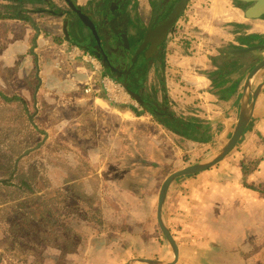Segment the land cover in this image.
<instances>
[{
    "label": "crops",
    "instance_id": "1",
    "mask_svg": "<svg viewBox=\"0 0 264 264\" xmlns=\"http://www.w3.org/2000/svg\"><path fill=\"white\" fill-rule=\"evenodd\" d=\"M109 4L123 15L128 11V0ZM214 4L191 16L200 35L181 34L168 49V66L162 68L164 96L171 99L173 112L180 115L177 107L183 105L186 115L193 112L206 120V142L177 135L175 125L142 113L128 94L114 101L104 90L105 77L115 80L105 65L69 59L74 48H87L67 31L68 20L61 31L42 29L33 20L54 24V11L24 15L28 20H0V91L12 100L0 102L13 114L7 113L8 127L41 137L34 145L43 158L46 174L41 177L50 180L46 192L67 196L62 210L72 238L51 248L66 249L61 264H172L173 248L158 223L164 183L175 173L217 158L252 106V119L235 151L208 171L175 179L162 217L179 250L174 264H238L256 257L255 249L264 250V66L257 67L264 58L262 53L245 54L249 63L258 65L219 100L210 92L209 77L218 51L204 39L218 35L213 23L249 25L243 34L249 39L255 32L264 35V20H248L239 6L225 9L223 0ZM144 35L134 39L141 43ZM127 43L133 50L132 42ZM245 61L236 66L249 69ZM47 251L27 260L40 257L57 264L63 258L61 252Z\"/></svg>",
    "mask_w": 264,
    "mask_h": 264
},
{
    "label": "rangeland",
    "instance_id": "2",
    "mask_svg": "<svg viewBox=\"0 0 264 264\" xmlns=\"http://www.w3.org/2000/svg\"><path fill=\"white\" fill-rule=\"evenodd\" d=\"M58 1V0H56ZM176 0H136L135 3H133V0H130V4L128 5V12L123 15V12H116V9L112 8L110 4L107 2H101L100 0H75V5L77 8L82 9L84 12H90V14H95L99 16H103L104 18L102 21L98 19H95V24L102 28V33L101 36L98 35V38H100L101 43L100 47H102V50L104 51L101 53L99 50V45L94 41L95 38H93V34L90 30H88L84 24L82 23L81 19L76 17L72 10L69 8V6L65 3H59V5L53 4L52 10L55 13H57V18L55 19L54 24H47L46 22L40 21L38 18H33L35 20V23L37 25V22L42 29H47L52 26L53 29H56L61 31L64 29V23L65 19L68 20V25H67V31L71 34L74 35V39L77 41L80 40L82 43H85L83 47L84 49H90L92 53L98 55V60L100 64L104 67V63L101 62L103 60L104 55L108 58V60L114 64V65H120L122 61L125 60L126 54H128V51L124 49V44L121 42L119 37L114 33L113 30V22L117 23V27L124 31L128 37V32L130 35V39L128 40L129 42H132V45L134 47L133 52L130 51L131 53H134L135 50L139 47L140 41L138 39L135 40V36H139L141 34H145L147 27L150 22L154 21V15L157 14L158 12V18H156V22L159 21V18L162 17L173 5V3ZM216 0H191L186 12L180 19L179 23L176 25L174 28V31L170 34L167 43L164 47V50L161 53L160 57V62H162L163 67L161 68H166L168 66L167 64V54H168V49L172 47V45L175 43V40L183 33L185 32H191L192 34L198 36L200 35V32L196 28L193 27V24L191 22V16L194 15V13L199 14H204L206 10L210 9L211 4H214ZM225 1V4L227 2L228 5H225V9L227 6L230 7V5H235L239 6L241 8H245L242 4L235 2L234 0H223ZM39 4V2H37ZM215 6V4H214ZM41 7V9H46L48 6L46 5H41L38 6ZM49 9V8H48ZM131 11V12H130ZM67 12L68 14L63 15V13ZM68 15V16H66ZM34 16V17H38ZM59 16V17H58ZM97 21V22H96ZM219 22V21H218ZM155 23V22H154ZM110 25V26H109ZM215 26L213 29H218L216 37H208L207 35L204 36V39L207 40V45L209 47H212L213 49L218 51V56L214 58H221L223 54H225L227 51L228 52H233L235 49L238 50H243V49H248V48H253V47H264L259 45V43L264 42V38H261V40L258 42L257 39L258 35L262 36L260 33H253L251 35L250 39L245 37L244 31L248 28L249 25H244L243 27H239L238 25L235 24H225V25H220L213 23ZM78 29H80V33H78ZM87 31H85V30ZM197 31V32H195ZM250 31V30H249ZM197 33V34H196ZM83 34H86L83 36ZM89 34V36H88ZM246 34V33H245ZM235 36L236 39H231L230 36ZM76 37V38H75ZM79 37L80 39H78ZM95 37V36H94ZM223 37H225L223 39ZM88 38L87 41H91L90 43H86V39ZM136 42V43H135ZM257 44V45H256ZM82 45V44H81ZM83 46V45H82ZM130 46V45H129ZM251 46V47H250ZM237 47V48H236ZM98 48V50H97ZM131 48V47H130ZM87 49L85 52L87 53ZM260 50V49H258ZM256 50V51H258ZM129 52V53H130ZM133 55V54H132ZM130 54V56H132ZM261 58H264V53H262ZM94 58V57H93ZM97 59V58H95ZM251 59L249 57H246V64L249 63ZM264 61V60H263ZM261 61V63L263 62ZM156 62V61H155ZM154 62V65L157 63ZM241 62V61H240ZM259 63V64H261ZM214 62L212 61V65ZM153 65V67H154ZM257 66V65H256ZM152 67V69H153ZM257 68V67H256ZM104 69V68H103ZM151 69V71H152ZM150 71V72H151ZM161 72L162 75V70L158 71V73H153L151 75L153 78L157 74ZM107 75H111L109 71H106ZM150 76V75H149ZM147 83V82H146ZM146 85L144 87L145 94L147 95L148 99L157 105L159 109L163 108L160 105V101L163 100L164 96V89L159 88V90L155 91L154 89L151 90V98L146 91ZM165 92L168 93L167 90ZM172 105V104H171ZM181 105V104H180ZM173 107V106H172ZM179 112H182L184 115L189 113L186 109H184V106L181 105V107H177ZM197 109V108H196ZM162 110V109H161ZM8 113V112H7ZM7 113H6V108L3 106V104L0 102V142L4 143V148L5 150L11 154L13 160L10 163V166L14 169V173L18 170V168H23L25 171H28L29 169H36L37 171L40 172V175L45 176V172L43 170V158L42 154L40 155L37 153L36 145H34L35 141L39 142L41 140V137L34 136L33 133H29L27 131H19L17 129H9L8 127V120H7ZM9 114V113H8ZM192 114H194L192 112ZM10 116L13 115L12 113L9 114ZM13 117V116H12ZM18 116H16L17 122H18ZM18 124V123H15ZM33 134V135H31ZM39 138V139H38ZM25 144H28L26 146ZM239 144V143H238ZM238 146V145H237ZM3 148V149H4ZM225 148V147H224ZM223 148V149H224ZM237 148V147H236ZM223 149L219 152L222 153ZM32 150V154L28 155L26 152ZM235 151V150H234ZM233 151V152H234ZM232 152V153H233ZM231 153V154H232ZM26 154V155H25ZM206 154V152H205ZM28 155V156H27ZM221 156V154H219ZM218 155V157H219ZM217 157V158H218ZM215 158V159H217ZM213 158V160H215ZM212 160V161H213ZM209 163V162H207ZM200 165V164H198ZM44 179V177H43ZM46 179V178H45ZM43 180L44 182H41L38 186V189H42L44 192L46 189H49L50 186V180L46 179ZM1 202V199H0ZM2 206L0 205V264H51L48 260L41 259L40 255L37 257L39 259H32V260H27L26 262H17L16 260L12 259L11 256H9V253L7 252V249L2 248V236H1V231L6 233L9 227L7 226L8 224L4 220V214L1 211ZM70 234V233H69ZM71 235V234H70ZM76 241V240H75ZM54 247H49L46 246L44 249L40 247V251L42 254H45L46 249L48 250L47 252H61L59 257L62 256L63 258L61 261L57 264H61L65 262L66 255L65 252L66 250H60V249H51ZM77 250V249H76ZM257 253V256L254 257L252 256L249 260H244L243 262L241 260H238V264H264V250L255 249V254ZM261 253V258L258 259V254ZM254 253H251V255ZM35 255H31L30 257H34ZM238 257L236 256V259ZM89 261V260H87ZM234 263L236 260H232ZM88 263V262H87ZM237 263V262H236Z\"/></svg>",
    "mask_w": 264,
    "mask_h": 264
},
{
    "label": "trees",
    "instance_id": "3",
    "mask_svg": "<svg viewBox=\"0 0 264 264\" xmlns=\"http://www.w3.org/2000/svg\"><path fill=\"white\" fill-rule=\"evenodd\" d=\"M43 4L48 6L47 12L52 10L53 3L49 0H0V20H28L24 15L45 11L38 7ZM258 38H260L257 39L259 42L261 38H264V35H258ZM259 45L264 47V42ZM87 53L98 58V55L92 53L90 49L87 50ZM257 53H264V48L247 55L252 57ZM247 55H234L227 51L221 58L213 59L214 68L209 74L212 81L210 92L219 100L224 99L228 93L238 87L247 71L256 66L252 61L249 63V69L246 66H236V62L246 58ZM159 59L146 83L145 89L150 98L152 89L157 91L159 88L164 89L165 87L161 72L157 74V77L151 76L162 70L163 65ZM0 100L6 103L12 101L1 91ZM171 104L168 95H165L160 101V105L164 108L163 119L175 125L172 131L189 140L206 142L208 122L194 114L182 116L183 113L180 112V115H177L173 112L174 108ZM188 110L191 111L192 108H188ZM3 148L4 143L0 142V205L9 229L6 233L1 231V243L2 248L7 249L12 259L17 262H25L31 255H42L40 247L44 249L46 246L51 247L56 243L63 246L68 239L72 238L66 233L65 223L68 221V216L62 210L68 200L66 194L46 192L47 189L44 192L42 189H38L44 179L36 169L25 171L19 167L14 173V169L10 166L13 158ZM141 165L145 166L146 163ZM71 246L72 244H69L68 249Z\"/></svg>",
    "mask_w": 264,
    "mask_h": 264
},
{
    "label": "water",
    "instance_id": "4",
    "mask_svg": "<svg viewBox=\"0 0 264 264\" xmlns=\"http://www.w3.org/2000/svg\"><path fill=\"white\" fill-rule=\"evenodd\" d=\"M234 1L240 4L250 5V7L248 6V9H246L245 11V17L248 20H259L264 16V0ZM66 2L70 6L72 12L81 18V21L84 26L88 30L93 32L94 36L97 38V31H100V29L95 26L93 17L87 14L86 12L82 11L81 9H78L75 5V2H72L71 0H66ZM190 2L191 0H176L170 10L167 12V14L164 15V17L159 20L157 24H151L143 39L141 40V43L138 49L136 50L134 56H130V46L127 43V35L121 33V31H118L121 29L116 27V22L113 23L114 33L117 34L119 39L124 42V48L128 51V54H126L125 60L122 61L120 65L112 64L106 56H104L103 63L107 68V71H109L112 77L122 85V87L130 96V98L136 101L138 105H140L141 112L144 114L153 115L155 117L163 116L162 110L159 109L156 104L152 103L148 99L147 95L145 94L144 87L146 85L150 71L154 65V62L158 59L161 51L165 46L166 41L168 40L170 34L174 31V28L186 12ZM98 42L100 44L99 39ZM100 48L102 49V47ZM261 48L262 47H251L248 49L236 50L234 52H231V54L245 55L250 54ZM260 65L264 66V61L257 67H259ZM254 104L255 103H253V105ZM252 114L253 106L252 111H250L249 114L246 113L241 119L233 137L229 141L228 145L225 146L219 158L206 164L186 168L185 170H182L170 176L164 183L160 193L158 204V223L163 235L173 248L175 258L172 264L178 261L179 250L162 217L164 210V202L170 185L177 178L208 171L212 167L224 161L226 157L229 156L236 149L238 143L241 141L244 133L246 132V129L250 124ZM134 262H141L144 264H162L150 260H139Z\"/></svg>",
    "mask_w": 264,
    "mask_h": 264
},
{
    "label": "built area",
    "instance_id": "5",
    "mask_svg": "<svg viewBox=\"0 0 264 264\" xmlns=\"http://www.w3.org/2000/svg\"><path fill=\"white\" fill-rule=\"evenodd\" d=\"M82 58L83 60H88L89 62H91L92 64H96L97 66L101 68V64L99 61L95 60V58H93L91 55L83 52L81 49L79 48H74L72 50V52L69 54V59L71 61H76L78 59ZM95 71H98L95 68ZM103 84H104V90L105 92L110 95V97L118 102L120 101L122 98H126L127 97V93L124 90V88L118 84L116 82V80H113L111 78H104L103 80ZM87 93L90 92V88H88V90L86 91Z\"/></svg>",
    "mask_w": 264,
    "mask_h": 264
},
{
    "label": "flooded vegetation",
    "instance_id": "6",
    "mask_svg": "<svg viewBox=\"0 0 264 264\" xmlns=\"http://www.w3.org/2000/svg\"><path fill=\"white\" fill-rule=\"evenodd\" d=\"M49 1L52 2V0H49ZM53 1H54V0H53ZM58 1L67 4L66 0H58ZM71 1H72V2H75V0H71ZM100 1H101V2H105V3H107V2L110 3L112 0H100ZM116 1H117V2H119V1L126 2L127 0H116ZM135 1H136V0H133V3H135ZM128 2H129V4H130V0H128ZM129 4H128V5H129ZM173 4H174V3H173ZM67 5H68V4H67ZM242 5L245 6V8H242V9L244 10V16H245V11H246V9H248V6L250 7V5H248V4H242ZM68 6H69V5H68ZM128 7H129V6L126 7V11H127ZM171 7H172V6H171ZM69 8H70V6H69ZM78 9H80V8H78ZM81 10H82V9H81ZM169 10H170V9H169ZM169 10H168V11H169ZM82 11H83V10H82ZM168 11H167V12H168ZM127 12H128V11H127ZM130 12H131V11H130ZM167 12H166L164 15H166ZM66 14H68V13L66 12ZM74 14H75V13H74ZM87 14L91 15V14L88 13V12H87ZM164 15H163L162 17H160L159 20H161V19L164 17ZM66 16H68V15H66ZM91 16H92V15H91ZM92 17H93V21L95 22V19H96V18H95L94 16H92ZM103 18H104L103 16H102V17H101V16H98V20H99V22H100V20L102 21ZM153 18H154V21L149 23V25H148V27H147V30H148V28H149V26H150L151 24L155 25V24L158 23V21L156 22V18H158V12H157V14L154 15ZM80 19H81V18H80ZM259 20H264V16H263L261 19H259ZM154 22H155V23H154ZM115 25H116V27H117V23H116ZM109 26H110V25H109ZM98 27H99V26H98ZM99 28H100V27H99ZM101 29H102V28H101ZM147 30H146V32H147ZM100 31H101V30H100ZM146 32H145V34H146ZM116 35H117V34H116ZM100 36H101V35H100ZM117 36H118V35H117ZM94 38H95L94 41L99 45V50H98V48H97V50L100 51L101 53H103L104 51L100 48V44H99V42H98V39L100 40L101 37H99V38H98V37H97V38L94 37ZM100 43H101V40H100ZM166 43H167V41H166ZM166 43H165V45H166ZM164 47H165V46H164ZM137 49H138V48H137ZM137 49H136V50H137ZM136 50H135V52H136ZM163 50H164V48H163ZM163 50H162V51H163ZM130 51L133 52V50H132L131 48H130L129 52H130ZM162 51H161V53H162ZM135 52H134V53H131V52H130V54H131V55L133 54L132 56H134ZM161 53H160V55H161ZM160 55H159L158 59L160 58ZM158 59L156 60V62L158 61ZM156 62H155V63H156Z\"/></svg>",
    "mask_w": 264,
    "mask_h": 264
}]
</instances>
